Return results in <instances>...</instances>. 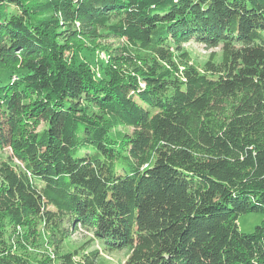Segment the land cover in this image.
Here are the masks:
<instances>
[{"label": "trees", "instance_id": "1", "mask_svg": "<svg viewBox=\"0 0 264 264\" xmlns=\"http://www.w3.org/2000/svg\"><path fill=\"white\" fill-rule=\"evenodd\" d=\"M0 71V264H264V0H0Z\"/></svg>", "mask_w": 264, "mask_h": 264}, {"label": "rangeland", "instance_id": "2", "mask_svg": "<svg viewBox=\"0 0 264 264\" xmlns=\"http://www.w3.org/2000/svg\"><path fill=\"white\" fill-rule=\"evenodd\" d=\"M123 44V41L116 37H110L108 39L99 40L98 45L95 46L96 51H92V54L89 56L88 60L91 64L96 67L97 71L101 68L103 60L106 59V48H114L118 45ZM182 46L190 53L191 61L197 64L203 65L210 58L212 52H217V59L219 60L222 56V44L219 47L211 48L204 43H201L197 40H190L182 43ZM2 75V71H0ZM118 130L131 132L129 127H118ZM11 151L7 147L4 150L0 149V163L4 160H7V157L10 155ZM264 221V213L262 212H250L242 214L238 219L239 229L242 232H252L254 231L257 224H260ZM90 234V235H89ZM92 231H88L84 228L78 227V229L72 232L68 243L65 245V250H72L74 248H79L83 245L87 238L92 236ZM100 243L95 242L91 248L100 247ZM102 256L110 259L112 262L122 264L126 258V250H120L112 253H103Z\"/></svg>", "mask_w": 264, "mask_h": 264}]
</instances>
